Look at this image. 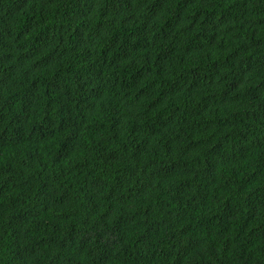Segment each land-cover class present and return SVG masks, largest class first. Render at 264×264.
<instances>
[{"label":"trees","instance_id":"trees-1","mask_svg":"<svg viewBox=\"0 0 264 264\" xmlns=\"http://www.w3.org/2000/svg\"><path fill=\"white\" fill-rule=\"evenodd\" d=\"M0 264H264V0H0Z\"/></svg>","mask_w":264,"mask_h":264}]
</instances>
